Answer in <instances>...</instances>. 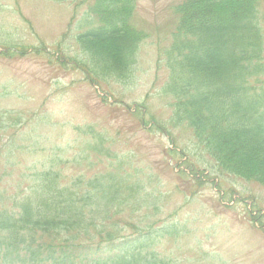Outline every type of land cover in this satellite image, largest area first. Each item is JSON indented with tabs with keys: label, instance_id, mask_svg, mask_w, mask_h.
Listing matches in <instances>:
<instances>
[{
	"label": "rangeland",
	"instance_id": "374dc122",
	"mask_svg": "<svg viewBox=\"0 0 264 264\" xmlns=\"http://www.w3.org/2000/svg\"><path fill=\"white\" fill-rule=\"evenodd\" d=\"M178 2L135 0L133 22L147 35L137 62L126 83L98 88L77 67L85 54L75 36L96 23L90 0H0V186L14 192L54 159L65 162L67 181L117 173L119 163L143 203L119 221L126 238L146 236L142 250L172 264H264V228L251 218L264 222V188L221 172L189 128L171 127L168 137L150 121L172 113L162 50ZM138 106L147 124L132 113ZM176 147L210 179L180 175L183 154L169 153Z\"/></svg>",
	"mask_w": 264,
	"mask_h": 264
},
{
	"label": "trees",
	"instance_id": "16d2710c",
	"mask_svg": "<svg viewBox=\"0 0 264 264\" xmlns=\"http://www.w3.org/2000/svg\"><path fill=\"white\" fill-rule=\"evenodd\" d=\"M90 1L96 23L75 36L85 54L77 67L94 87L126 83L147 36L133 22L135 0ZM173 12L162 50L168 70L162 94L171 98L172 113L165 122L150 115L152 127L168 137L171 127L189 128L221 172L264 188V0H179ZM143 107L132 113L147 124ZM178 152L185 159L183 169L176 165L180 175L197 184L210 179L184 149L169 151ZM64 164L54 159L35 169L34 180L14 192L0 186V264H172L142 250L146 236L123 235L126 207L143 203L122 164H111L117 173L108 168L70 181ZM251 218L264 228L259 215Z\"/></svg>",
	"mask_w": 264,
	"mask_h": 264
}]
</instances>
